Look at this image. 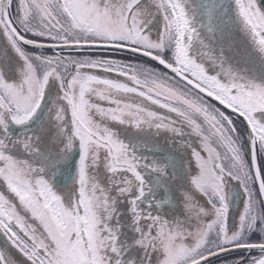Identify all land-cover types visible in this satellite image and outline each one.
<instances>
[{
	"label": "snow or ice",
	"instance_id": "snow-or-ice-1",
	"mask_svg": "<svg viewBox=\"0 0 264 264\" xmlns=\"http://www.w3.org/2000/svg\"><path fill=\"white\" fill-rule=\"evenodd\" d=\"M232 5L243 51L228 0H0V264H264V4Z\"/></svg>",
	"mask_w": 264,
	"mask_h": 264
},
{
	"label": "rangeland",
	"instance_id": "rangeland-1",
	"mask_svg": "<svg viewBox=\"0 0 264 264\" xmlns=\"http://www.w3.org/2000/svg\"><path fill=\"white\" fill-rule=\"evenodd\" d=\"M210 1L211 0H189V8L191 9V7H190L191 6V3L194 4L195 2H196V4H195L196 6L207 3V4H209V7H210L211 6ZM260 2H261V4H264V0H260ZM228 3L230 5V7L229 8H225L224 9V13H221L220 14V15H222L224 17V25H225V21H227V20L232 21L233 22V25L234 24L237 25L236 23H239V22L237 21L236 13H235V10H234V5H232V0H228ZM197 10H199V12H201L202 17H203L204 20L205 19L209 20V17H208V15L206 13H204V9L203 8H197ZM225 13H226V15H225ZM199 21H200V19H199ZM199 21H197V27L198 28H201V25H200L201 22L199 23ZM218 23H219L218 19H214L213 20V22H212V30L213 31H210V28H208V27L205 26L209 30V33L207 35H205V33L203 32V28H201V32L203 33V37H205V42L206 43H210L213 46H218V44L215 42V36H214V32L217 33L218 35H220V32L217 30ZM230 26H231V28H234L232 25H230ZM224 33H225V30H224ZM219 41H220V39H219ZM233 43H234L233 44L234 47L237 50L243 51L247 47L246 41L241 40V39H239V40H237V41H235ZM253 56H255V54H253ZM225 111H227V110H225ZM237 124L240 125V122L237 121ZM240 127L242 129L243 126L240 125ZM186 131H187V129H186ZM191 139L195 141V137H191ZM159 143H161V144L164 143L163 138H160L159 139ZM196 143H199V141H196ZM193 174H194V172H193ZM75 176H76V169H75V172H74V175H73L71 181H69V183L67 185H65L63 188H59L57 190L58 191H62V192H67L68 190H70L71 187H72V181L75 178ZM236 191H239V189H236ZM239 207H240L239 201L234 200V202L231 205L232 212L235 213L238 210ZM2 236L0 235V247H4V248L9 247V244H8L6 238L4 236L3 237Z\"/></svg>",
	"mask_w": 264,
	"mask_h": 264
},
{
	"label": "flooded vegetation",
	"instance_id": "flooded-vegetation-1",
	"mask_svg": "<svg viewBox=\"0 0 264 264\" xmlns=\"http://www.w3.org/2000/svg\"><path fill=\"white\" fill-rule=\"evenodd\" d=\"M210 3H211V1H210ZM196 2L193 4V3H191V8L192 7H196ZM199 19H200V21H199ZM236 20V19H235ZM234 20V21H235ZM197 21H199V23L201 22V28H203V32L205 33V35H207L208 33H209V30H208V28H210V31H213L212 30V24L210 25L209 24V20H207V19H203V17H202V14H201V12H199V10H197ZM237 25H233V22L232 21H230V20H227V21H225V33H224V36H225V38H226V40L227 41H231L232 42V44H234L233 42H235V41H237V40H239V39H241V40H243V38H242V33H241V30H240V25H239V23H236ZM230 25H232L234 28H231V26ZM208 27V28H206V27ZM205 27V28H204ZM237 30V31H236ZM213 33V32H212ZM214 36H215V42L217 43V44H219V39H220V35H218L217 33H215L214 32ZM202 37H203V33H202ZM204 39H205V37H203ZM71 181V180H70ZM69 183V181L68 182H66L65 184H58V185H54L55 187H56V189H59V188H63L65 185H67ZM2 236V235H1ZM3 237V236H2Z\"/></svg>",
	"mask_w": 264,
	"mask_h": 264
},
{
	"label": "water",
	"instance_id": "water-1",
	"mask_svg": "<svg viewBox=\"0 0 264 264\" xmlns=\"http://www.w3.org/2000/svg\"><path fill=\"white\" fill-rule=\"evenodd\" d=\"M77 158H78V150L74 151L66 162L58 166L59 171L56 173L55 180L53 181L55 185L65 184L66 182L71 180L75 171L74 161Z\"/></svg>",
	"mask_w": 264,
	"mask_h": 264
}]
</instances>
